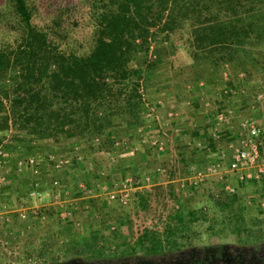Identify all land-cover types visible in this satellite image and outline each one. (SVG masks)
<instances>
[{
  "label": "trees",
  "instance_id": "obj_1",
  "mask_svg": "<svg viewBox=\"0 0 264 264\" xmlns=\"http://www.w3.org/2000/svg\"><path fill=\"white\" fill-rule=\"evenodd\" d=\"M0 5V19L14 15L11 28L20 33L14 46L0 49V143L10 157L34 154L41 150L40 142L65 150L75 141L89 144L92 152L105 147L110 152L117 141L129 147L142 140L147 117L141 88L146 91L162 64L164 43L186 27L195 73L190 85L197 96L200 82L202 91L206 85L232 87L234 81H245L238 79L241 72L247 82L254 72H264V0H93L94 39L83 53L61 50L47 30L34 25L28 0H0ZM255 89L254 96L260 88ZM251 99L243 96L239 104L254 118L262 108L250 109ZM208 140L214 145L213 134ZM218 182L223 190L212 200L223 218L210 217L221 223L208 225L210 237L262 241V221L247 209L264 213V180L241 183L262 184L248 201ZM201 187L190 192L179 188L184 195L175 194L174 184L155 187L162 196L169 193L174 207L163 229L148 227L137 237L145 255L155 259L192 245L199 236L193 227L207 218V209L189 205L190 195ZM135 195L145 206L151 193Z\"/></svg>",
  "mask_w": 264,
  "mask_h": 264
},
{
  "label": "rangeland",
  "instance_id": "obj_2",
  "mask_svg": "<svg viewBox=\"0 0 264 264\" xmlns=\"http://www.w3.org/2000/svg\"><path fill=\"white\" fill-rule=\"evenodd\" d=\"M28 3L33 7V24L41 29L47 30L50 33L51 38H53V40L59 44L61 50L75 53H83L89 50L90 45L93 43L95 30V24L91 13L93 0H28ZM14 21H16L14 15H6L0 19V49L14 46L20 39V33L17 30L11 28V23ZM188 36V27H186L175 34H172L170 40L164 43V47H160L164 50L166 49L165 52H163L164 58L162 64L157 68L155 75L147 84V89H152L150 90L151 93H149L154 95L156 98H161L163 95V97H167L170 94L178 93L181 88L184 89L185 85L190 86L195 73L191 66L192 56L190 53V48L188 47ZM153 46H156L155 43ZM153 46L151 47V50L153 49ZM151 56L154 57V55H150V57ZM157 71H160L162 75L160 72L157 73ZM158 74L160 75L157 76ZM246 80L247 78H245L243 83L245 84L246 82V86L250 90V96L252 97L255 94V88H261L264 85V72H254L250 75L248 82ZM167 81H169L168 86H166L167 83L163 84V82ZM233 83L235 84V82ZM215 87L219 89L221 88L219 84L216 86L214 85V87L211 88L212 94L215 98L214 102L218 100L217 97L219 96L217 95L218 90H215ZM166 93L169 94L166 96ZM205 93L207 94L206 89L200 92L199 96H195L197 99V103L195 105H199L200 103L201 104L199 107L203 105V101L207 97ZM194 95L195 92L193 93V96ZM228 102L232 107H238V112L234 118H232L231 126L236 125L238 120L251 114L245 107H240L238 103H231V101ZM214 105L215 106L213 107L215 109L216 104ZM191 106L192 104L190 103L186 104L184 107H181L182 110L184 109V111L188 112V119H193L197 125L201 124V121L203 120L202 124L205 125V128H209L213 132L215 123L210 122L213 118V110L207 112V114L205 113V119L199 120V117L202 115H192V112L189 111V109H191L189 107ZM260 106V108L263 110L260 109V113H254L255 116L258 114L257 117H255L254 114L252 116L257 121V123H260L264 126V101ZM206 110H203V112H206ZM220 127L221 130L226 128L224 125ZM187 130L192 131L191 127L187 128ZM184 133L186 136L189 135L187 137L188 141L191 143L194 142L192 140L194 138L193 132L186 133L184 131ZM223 136L214 140L215 144L212 146L209 145L210 143L208 138L198 141V143H202V147L199 148V151H196V153L192 155L193 159L191 160L196 163L200 161H202V163L210 162L214 156H216L218 150L224 146ZM128 141L131 142V139ZM116 143L117 148H111L112 151L110 152H107V147L101 151L92 152V148L89 144L80 142L75 143V141L73 143H69L68 146H72H69V148H66L65 150L59 149L60 145L54 146V148H56L54 150H61L60 153L65 154L71 153L72 160L75 157H81L83 158V165L92 169H95L93 168L95 167V164L101 163L100 165H102V168H98V170H101L99 173L106 172L107 176L110 175L112 177L110 181H112L113 184L126 177H131L134 179L138 177V179H135V181H137V183L143 189L139 192L143 193L148 191L151 193V195L148 197L146 205H142L139 202V199L135 198L136 195H134L133 199L127 205L121 206L113 203L114 205H111V207H115L116 210L112 213L109 212L110 206H103L102 202L96 203V211L99 213L97 215L100 216L99 223L102 229L100 234H94L93 232L79 234L75 233L76 228L72 227V230L74 229L73 232L75 234L71 235V237L67 234V236L62 234L53 236L45 229H40L38 227V230L35 233H32L31 235L25 234V237L23 236L22 238L15 240V238L11 236V233H9L8 236L6 234L2 235L4 233L2 228L5 229V227L1 223L0 236L3 238L2 240L0 239V264H8V260L10 259L15 260V263H22V261L27 258H33L39 261L41 264H120L121 262L127 261L133 262L136 258L145 260L148 259L151 261V263L154 262L153 258L144 254L141 247L137 245L136 239L148 227L163 229L165 226V218L170 213L171 208L174 206H172V201L170 200V196L167 191L164 192L162 196L159 190L155 188L157 186L156 184H152L151 181L149 183L146 181V177L148 175L146 176L145 173H149V171H151V169H149L145 163L146 159L140 162L137 155H133V150L130 151L128 150L129 147L121 145V141H117ZM128 145H131V143L127 144V146ZM38 146L44 148H41V151L48 149V147H46L43 142H40ZM187 146V149H184V147H178V149H181L183 154H185L188 153L190 148L191 150L193 148L192 144ZM157 154L158 153H156V151L155 154L150 152V155L147 159V162L149 161L150 163L149 166L160 162L167 163V161L162 162V157H157ZM84 155L86 157L85 160ZM77 165H75V167L71 170L70 166L64 170H47L46 172L40 171L38 174H34V178H37L36 180H39L41 185L46 184L44 186L45 188L49 187L47 184L48 182H51L55 175L63 183H65L64 180L66 178L69 184V181L70 179H73L74 174L81 173L82 169L80 170L79 166ZM4 171L6 173H10V167L5 168ZM143 175H145L144 178L142 177ZM4 176L5 175L0 173V179H2ZM228 183L234 186L236 188V192H238L240 196L246 198L247 201L248 199H254L262 188V184L260 186H256L253 183H247L246 185L242 186L241 182H239L235 177H230V179L228 178ZM223 184L225 185V183ZM177 188L175 189V194L178 195V193H182L184 195V193ZM222 190L223 187L218 182V179H216V177H210L197 191V193L192 196L190 195L189 205L193 206L194 208L207 209V218L196 223L193 229L199 232V236L193 240L192 245L183 248L179 253H187L190 251L203 252L206 249L211 250L216 248L235 249L241 251L254 249L257 245L264 244V238L262 241L244 244L233 240V237H210L207 230L208 225L212 224L216 227L221 226L220 222H213L210 217L215 215L217 219L223 218L221 215L222 210L220 207L215 205L214 201L212 200V195L220 193ZM224 190L227 189L225 188ZM44 191L47 193L50 192L51 189ZM17 196H15V199H17L19 202H22V204H24L23 202L28 201L27 197H22L21 193H17ZM75 205L80 207L78 201L75 202ZM247 210L251 211V215L259 216L260 221H262L260 225L264 230V213L259 214L253 208H248ZM44 233L49 234L48 237L45 238V241L39 242V239L42 237L41 235ZM78 235L81 236L79 237ZM6 236L7 238H5ZM69 237L72 238V240L66 242L67 238L69 239ZM74 238L80 242H74ZM5 241H8V248L7 246H3V242ZM39 243L43 245L40 246V251L37 252L36 250L37 247L39 248ZM10 252L12 254L9 256Z\"/></svg>",
  "mask_w": 264,
  "mask_h": 264
},
{
  "label": "crops",
  "instance_id": "obj_3",
  "mask_svg": "<svg viewBox=\"0 0 264 264\" xmlns=\"http://www.w3.org/2000/svg\"><path fill=\"white\" fill-rule=\"evenodd\" d=\"M160 71H157L159 73ZM161 74V72H160ZM158 74L157 76H159ZM162 75V74H161ZM235 82V81H234ZM167 83L166 86H168L169 81L163 82ZM240 86V83L235 82V84ZM229 84V83H227ZM246 84V83H245ZM230 86V85H228ZM189 85H185L184 89H180L178 93H173L168 95L169 93H166L167 97H158L156 98L154 95H151L152 89L146 88V98L147 100L153 104L156 105V110L154 113V116L147 117V123L145 127V135L140 141H136L134 144L130 145L129 149L130 151L134 152V156L137 155L138 159L141 161L145 160V163L147 164V167L151 169L149 173H145V175H149L151 177L152 184L156 185H164L168 186L170 184H174L175 187L179 190V184L180 181L183 180L187 176V165L189 162H191L193 159L192 155L196 153V151H199L197 148L198 141L205 140L210 137L211 134H213L212 130L209 128H205V125L202 124L203 120L201 121V124H195V121L188 119V112L182 110L181 107L186 106L189 102L192 104L191 109L189 111L192 112V115H196L199 117V120L205 119V116L207 112L212 111V120L210 122L214 121V115L217 112L218 109H225L228 107H231L234 111V115L238 112V107H232L228 101H231V103H238L241 102L240 99L237 98H226L224 96H218L217 101L214 102L215 98L212 94V90L210 86L206 85V98L203 101V105L200 106V104L195 105L197 103V99L195 96H193V93L195 92V88L191 85V88H188ZM164 89V88H162ZM150 92V93H149ZM165 94V93H161ZM177 94V95H176ZM178 96V97H176ZM195 99V100H193ZM174 102V103H173ZM194 102V103H193ZM216 108L214 109L213 106ZM242 107L243 103H241ZM240 105V104H239ZM205 106V107H202ZM240 106V107H241ZM199 107V108H198ZM203 108V109H202ZM207 109V110H206ZM244 109V108H243ZM203 110H206V112H203ZM173 111L175 113V119L172 121L171 126L167 129V134L164 136V140L166 142V149L164 151H156L158 153L157 157H162V162L167 161V163H157L155 165L149 166V161L147 162V159L151 152L150 147V137L155 134H160L161 127L164 125L168 118V114ZM240 111V110H239ZM206 113V114H205ZM210 115V114H208ZM194 117V116H193ZM198 119V117H197ZM239 121V120H238ZM237 121V122H238ZM214 124V123H213ZM212 124V125H213ZM187 126V127H186ZM231 125H229V129L224 134V146L222 148H227L228 144L230 142H236L235 134L232 135L228 133L229 131H232L230 128ZM185 127V128H184ZM191 127L192 131H188L187 128ZM193 127V128H192ZM163 128V127H162ZM178 128L179 130L177 132H174L173 129ZM212 128V126H211ZM228 128V126H227ZM166 129V128H165ZM193 132L194 138L192 139L194 142H190L187 140L186 134L184 133ZM234 133V132H232ZM186 137V138H184ZM217 138H214L216 140ZM209 141V140H208ZM209 145H211V141H209ZM189 144H192L193 148L191 150H188V153L183 154L181 149L184 147V149H187ZM215 144V143H214ZM138 145V146H137ZM183 149V150H184ZM42 150V149H41ZM38 150L34 154H23L21 158H27L32 155L40 156L42 160L40 163V171L46 172L47 170H55L53 168V162L51 159H49L50 155H57L60 154L61 150H54V148H48L44 151ZM152 154H155V152H152ZM175 156V157H174ZM217 157L214 156L212 160H214ZM20 157H8L5 164L0 166V173L2 175H5L4 178L6 179L5 182H0V226L1 223L4 225L5 229L2 228V235H9V233H12V237L15 238V240H18L19 238H22L25 234H32L35 233L38 230V227L40 229H45L48 233H51L54 235H68L71 237V235L75 233L79 234H85V233H94V234H100L102 232L101 225L99 223L100 216L97 215V208L96 203L102 202L103 206H110L109 212H114L116 210L113 206V202L109 200L107 197V192L110 191L113 188V183L110 181L112 177L109 175L107 176L106 172L99 173L98 168H102L101 163L95 164V169H92L90 167H86L83 165V158L79 159L74 158L72 162L66 166H64L63 170L67 167L73 169L75 165L79 166V169L81 170V173H76L73 176V179L69 181V184L65 178L64 180V186L66 189H68L70 192L68 195H66L63 191L61 194V197L63 200H68L69 206H72L73 210V219L72 220H61V217L59 215V209L58 205L55 203V200L53 198V194H49L46 196H43L41 199L35 200L31 197L30 192L33 188L34 183V172L31 168H23L22 171H18V160ZM86 159L84 155V160ZM78 162V163H76ZM74 163V164H73ZM144 165L146 166V164ZM227 163V162H226ZM81 164V165H80ZM87 165V164H86ZM91 165V164H90ZM73 166V167H72ZM82 166V167H81ZM10 167V173L5 172L4 169ZM92 169V170H91ZM161 169V171L159 170ZM77 170V169H75ZM103 171V170H102ZM178 171V173H177ZM104 173V174H103ZM45 175V174H44ZM104 175V176H103ZM145 175L142 177L144 178ZM125 177V176H124ZM230 177H235V175H230ZM115 179V178H114ZM113 179V180H114ZM135 179H138L136 177ZM217 179V178H216ZM144 180V179H143ZM45 183V182H44ZM84 183V188H81L79 185ZM41 184V183H40ZM46 185V184H45ZM44 184L41 185V189L43 190H50L52 192V185L51 182H48L47 188H45ZM88 189H91L93 191L92 194L88 193ZM17 193H21L22 197H27L26 202L17 201L15 199V196H17ZM49 193V192H47ZM18 197V196H17ZM136 198V197H135ZM79 202V206L75 205V202ZM116 206V205H115ZM31 207H38L40 210V213L42 216H37L30 214L26 219H22L19 215V210L23 208L30 209ZM95 211V212H94ZM96 214V215H94ZM7 218H10V222L7 221ZM91 218V219H90ZM63 225H62V223ZM66 223V224H65ZM71 225V227H70ZM48 227V228H47ZM72 227L76 228V232L74 233L72 230ZM1 233V232H0ZM50 234V235H51ZM49 234H42L41 239H39V242L45 241V238L48 237ZM66 235V236H67ZM7 236L5 238H7ZM45 236V237H43ZM79 237L81 235H78ZM25 237V236H24ZM67 238L66 242L72 240V238ZM3 237L0 236V239L2 240ZM4 238V239H5ZM80 242L76 238H74V242ZM1 242V241H0ZM81 244V243H80ZM43 245L39 243V248L37 247V252L40 251V246Z\"/></svg>",
  "mask_w": 264,
  "mask_h": 264
},
{
  "label": "built area",
  "instance_id": "obj_4",
  "mask_svg": "<svg viewBox=\"0 0 264 264\" xmlns=\"http://www.w3.org/2000/svg\"><path fill=\"white\" fill-rule=\"evenodd\" d=\"M224 76H228V72L224 73ZM246 78V73L241 72L238 75V79L243 81ZM204 87L203 82L199 83V90L202 92ZM191 88V85L188 87ZM247 86L243 83L241 85L234 84L231 86H224L219 89L218 94H224L226 98H237L242 99L243 96H250ZM141 92L143 93V99L146 107V117L154 116L156 105L151 104L146 98V91L142 87ZM253 100L250 101V109L256 110L259 104L264 101V85L260 88L259 92L252 96ZM190 104V102L188 103ZM234 111L231 107L219 110L215 116V128L213 131L214 138L222 137L229 125H231ZM175 113L171 111L168 114V118L164 125L160 126V134H155L150 137V147L155 151H164L166 149V142L164 136L167 134V129L171 126L172 121L175 119ZM226 126L224 130H221L220 126ZM228 126V128H227ZM163 127V128H162ZM220 127V128H219ZM166 128V129H165ZM235 134L236 142H230L227 148H220L217 153V157L205 165H199L196 162H190L187 165V176L180 181L179 188L185 192H190L198 187H201L208 178L216 177L221 182L225 183V188L230 192H235L236 188L228 183V176L235 174L239 182L257 181L261 182L264 180V126L249 116H245L240 119L236 125L230 127ZM179 129L174 128L173 131L177 132ZM230 131V132H232ZM99 139H96L98 142ZM202 143L197 144V148H201ZM14 155V154H13ZM11 153L4 149L3 143H0V166L5 164ZM49 159L53 162V168L63 170L64 166L72 162L71 153H60L55 156L50 155ZM81 159V157H79ZM44 161L40 156L32 155L27 158H19L18 160V171H22L24 168H31L34 174L40 172V163ZM227 162V163H226ZM161 171V169H159ZM37 179V178H36ZM34 179L33 188L31 189L30 195L33 199L38 200L43 196L53 194L55 203L58 205L59 215L61 220H72L73 210L72 206H69L68 200H63L61 197L62 191L68 195L69 190L65 188L64 183L55 175L51 180L53 187L52 192L46 193L41 189L39 180ZM5 178L0 179V182H5ZM146 181L149 183L151 177L148 175ZM84 188L83 184L79 185ZM142 187L135 181L134 178L126 177L121 181L114 183L113 188L108 191V198L113 203L118 205H127L134 197V195L142 191ZM88 193L92 194L93 191L88 189ZM262 205L264 206V199H262ZM30 214L42 216L38 207L23 208L19 210V215L22 219H26ZM10 222V218H7ZM12 235V233H11ZM8 241L3 242V246H7ZM8 248V246H7ZM12 253H9V256ZM8 264H41L39 261L33 258H27L22 263H15V260H8Z\"/></svg>",
  "mask_w": 264,
  "mask_h": 264
},
{
  "label": "flooded vegetation",
  "instance_id": "obj_5",
  "mask_svg": "<svg viewBox=\"0 0 264 264\" xmlns=\"http://www.w3.org/2000/svg\"><path fill=\"white\" fill-rule=\"evenodd\" d=\"M120 264H264V244L257 245L254 249L241 251L216 248L206 249L203 252L171 253L155 258L152 263L148 259L136 258L133 262L127 261Z\"/></svg>",
  "mask_w": 264,
  "mask_h": 264
}]
</instances>
